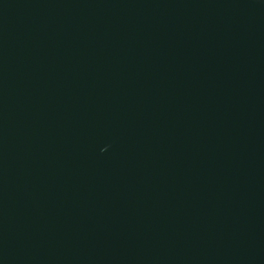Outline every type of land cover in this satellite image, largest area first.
<instances>
[{
  "label": "water",
  "instance_id": "obj_1",
  "mask_svg": "<svg viewBox=\"0 0 264 264\" xmlns=\"http://www.w3.org/2000/svg\"><path fill=\"white\" fill-rule=\"evenodd\" d=\"M0 264H264V0H0Z\"/></svg>",
  "mask_w": 264,
  "mask_h": 264
}]
</instances>
